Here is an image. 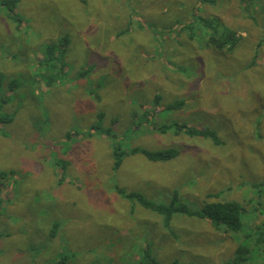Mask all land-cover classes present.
Instances as JSON below:
<instances>
[{"label": "rangeland", "instance_id": "rangeland-1", "mask_svg": "<svg viewBox=\"0 0 264 264\" xmlns=\"http://www.w3.org/2000/svg\"><path fill=\"white\" fill-rule=\"evenodd\" d=\"M196 6L20 0V29L1 9L0 115L13 120L0 125V264H143L146 244L160 264H225L239 245L248 249L245 264H264V245L245 239L247 228L223 233L178 214L167 230L161 216L115 191L119 185L161 204L177 191L179 203L195 211L236 200L250 214L247 223H264V191L252 185L264 182V0L246 10L241 0L200 7L201 16H218L243 36L232 53L202 49L208 35L199 25L195 40L186 32L175 39ZM63 36L66 69L44 74L39 60ZM178 102L184 106L164 110ZM148 113L152 124L211 129L222 144L153 132ZM113 119L123 149L172 148L179 156L165 163L130 156L114 171L113 140L103 133Z\"/></svg>", "mask_w": 264, "mask_h": 264}, {"label": "trees", "instance_id": "trees-1", "mask_svg": "<svg viewBox=\"0 0 264 264\" xmlns=\"http://www.w3.org/2000/svg\"><path fill=\"white\" fill-rule=\"evenodd\" d=\"M20 0H1L0 1V12L1 9H4L6 11L7 17L12 20L16 24V28L20 29L21 26H23L25 22V18L22 17L17 11L18 3ZM217 0H197V6L193 10L192 19L188 21L187 23H183L177 26L176 30L180 32V35H175V39H179L182 33L186 32L190 40H195V32L194 28L198 26V31L202 32V36L208 35L206 40L207 44L204 46H201L206 48H213L216 50H219L222 53H232L237 48L238 44L242 40L243 36L239 35V33L231 29L224 20L218 18V16H215L216 18L212 17H206L200 15V7L204 4L207 5H216ZM227 1V0H226ZM230 0H228L229 2ZM252 0H241V7L246 10L249 7V4H251ZM125 6V4H123ZM128 29L124 30L121 35L125 34ZM172 29L166 30L167 33H169ZM117 36V35H116ZM174 37V36H173ZM205 38V37H204ZM69 45V38L67 36H63L59 42L54 43L52 45H49L45 50V58L42 60H39L38 67L39 70H42V72L45 74L47 72H50L51 70H60L64 71L66 68L64 63V57L67 50V47ZM261 47V44L258 45L259 49ZM256 49V50H257ZM59 50V51H58ZM256 57L258 56V52L255 53ZM56 60L60 61L61 64L57 65ZM180 67V66H179ZM44 68V69H43ZM251 68V67H250ZM249 68V69H250ZM180 69V68H179ZM181 70V69H180ZM42 73V74H43ZM82 75L85 74L81 73ZM53 80H50L49 83H52ZM48 84V83H47ZM49 85V84H48ZM97 98H99L96 95ZM161 101V96L156 95L154 97V103L156 106V110H161V106H159V102ZM184 106V102H178L171 104L164 108V110H173ZM143 108V105L140 107ZM155 108V107H154ZM144 111V110H143ZM140 114H134V117L137 119ZM148 113V121H146V125L150 127V130L153 132H159L162 134H166L170 131L175 130L177 134L184 133L191 137H201L206 139H212L215 144L220 145L222 144L221 139L219 138L218 134L211 130V129H198L191 126H188L186 124H175V125H159L154 123H151L150 119H153V116H150ZM100 118L104 117L103 113L99 114ZM147 117V116H146ZM12 116L10 115H0V125L10 123L12 122ZM116 125V120L113 119L111 126L105 130L103 133L106 134V136L109 139H112L113 142H111V152L113 155L114 163H113V170L119 171L120 168L123 167L124 160L130 156H136V155H143L147 157L148 160L151 162H168L171 161L179 156V151L176 149H168V150H162V151H149L145 148H139V147H132L129 149H123L119 143H117V135L113 132V128ZM138 126V124H136ZM98 127L93 126L92 131L96 130ZM138 128V127H136ZM92 131L88 132V137H93ZM62 168L63 172L66 171V169L69 167V163L63 162L61 165H58ZM65 179V176H61L59 178V183H63ZM253 187L258 188L259 191H264V182L262 183H256L252 184ZM263 187V189H261ZM115 191L120 196L132 201V202H138L141 206H143L145 209L150 210L151 212H154L162 217L163 220V226L164 229L172 230L173 220L176 215H186L188 217H196L199 219H205L208 220L212 227L218 231H222L223 233H236L240 234L243 232L246 228L250 230L248 234H244V238L248 240L254 241L256 244H262L264 245V223H262L260 226L254 225V222L247 223L245 221V217L248 215L247 209L238 201H220L216 200L213 202H206L200 211H195L189 206L179 203V196L177 191L174 192V199L170 204H161L156 203L150 199H148L145 195L137 192H127L119 185H115ZM261 196V195H260ZM220 197L218 194H209L208 198L210 199H218ZM133 210V209H132ZM55 229H57L58 224L54 225ZM54 235V233H52ZM149 244H146V248L143 249L144 253V263L143 264H160V262L156 259V257L153 255L151 250L149 249ZM236 256L233 260H230L229 262L225 264H245L247 261L248 256V249L244 246L239 245L238 248L235 251ZM65 260L61 259L60 262L64 263ZM59 264V262L57 263ZM176 264V263H175Z\"/></svg>", "mask_w": 264, "mask_h": 264}]
</instances>
